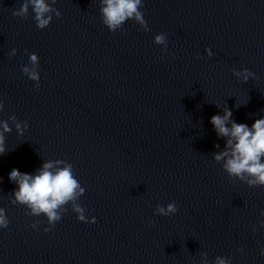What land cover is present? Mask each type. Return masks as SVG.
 I'll list each match as a JSON object with an SVG mask.
<instances>
[{
  "label": "water",
  "instance_id": "95a60500",
  "mask_svg": "<svg viewBox=\"0 0 264 264\" xmlns=\"http://www.w3.org/2000/svg\"><path fill=\"white\" fill-rule=\"evenodd\" d=\"M43 2L37 27L0 0V264H264V185L214 159L209 121L264 117V0H141L115 30L103 0ZM46 162L83 190L53 225L6 178Z\"/></svg>",
  "mask_w": 264,
  "mask_h": 264
},
{
  "label": "clouds",
  "instance_id": "9594fccd",
  "mask_svg": "<svg viewBox=\"0 0 264 264\" xmlns=\"http://www.w3.org/2000/svg\"><path fill=\"white\" fill-rule=\"evenodd\" d=\"M31 3L36 14L37 27H43L46 19L42 17V13L47 11L46 5L43 0H31ZM140 3L141 0H103L104 6L101 12L104 23L109 30H115L128 18L142 19L138 11ZM27 7V4L22 5L13 15L23 16L27 12ZM155 39L161 42L163 37L158 35ZM28 59L34 62L36 57L30 55ZM25 72L27 73L28 70L25 69ZM28 75L32 80L37 79L34 73H28ZM231 116L232 112L225 109L223 115L214 114L209 118L217 135L226 138L225 150L214 154V159L218 161L225 159L224 167L230 175L243 178L247 174L252 177L248 181L249 184L264 185V160L261 159L264 157V117L254 120L249 126L230 120ZM229 124L230 126H227ZM0 128L3 132L9 131L6 123H0ZM3 132H0V154L5 151ZM53 169L54 165L46 162L35 174L22 173L15 168L9 169L6 173L8 181L17 184L13 193L15 202L28 206L30 215L44 214L49 225L61 219L57 210L72 199L79 189L70 165ZM175 211V204L167 205V212ZM159 212L167 214L164 208H160ZM77 219L84 221L85 218L80 215ZM94 222L95 218L89 221V223ZM8 224V218L0 214V229L6 228ZM31 227L35 229L36 225L32 224ZM50 228L45 227L43 231L48 232ZM259 251L261 255H264V248H260ZM220 264L224 262L220 261Z\"/></svg>",
  "mask_w": 264,
  "mask_h": 264
}]
</instances>
